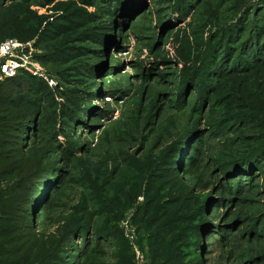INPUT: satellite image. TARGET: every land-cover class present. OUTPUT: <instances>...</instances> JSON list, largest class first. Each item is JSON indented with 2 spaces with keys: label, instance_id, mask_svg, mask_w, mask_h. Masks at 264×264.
<instances>
[{
  "label": "rangeland",
  "instance_id": "374dc122",
  "mask_svg": "<svg viewBox=\"0 0 264 264\" xmlns=\"http://www.w3.org/2000/svg\"><path fill=\"white\" fill-rule=\"evenodd\" d=\"M8 39L0 264H264V0H0Z\"/></svg>",
  "mask_w": 264,
  "mask_h": 264
},
{
  "label": "built area",
  "instance_id": "2783aa9c",
  "mask_svg": "<svg viewBox=\"0 0 264 264\" xmlns=\"http://www.w3.org/2000/svg\"><path fill=\"white\" fill-rule=\"evenodd\" d=\"M23 48L24 44L16 39H8L0 44V66L5 75H14L18 68L28 67L27 61L21 62L17 55ZM32 65L35 67L34 73H39L38 66Z\"/></svg>",
  "mask_w": 264,
  "mask_h": 264
},
{
  "label": "trees",
  "instance_id": "16d2710c",
  "mask_svg": "<svg viewBox=\"0 0 264 264\" xmlns=\"http://www.w3.org/2000/svg\"><path fill=\"white\" fill-rule=\"evenodd\" d=\"M102 33L100 31H94L93 34H91V37L94 41L97 42H103L104 38H102ZM83 38H85L84 36H82ZM105 42V41H104ZM81 53L83 52V50L81 48L78 49ZM87 77H89L90 79H95L96 77V70H92L91 68L89 69V71L87 72ZM33 89L35 90L36 94H46L48 93V85H46L44 82H42L40 79H38V77H33V84H32ZM82 91H75V96L74 97V102L75 103H79L81 99H83V95H82ZM65 115H69L68 111H65ZM71 116V115H69ZM96 251V250H95ZM61 261H63L61 259ZM64 264H67L65 261H63ZM55 264H63L61 263L59 260L58 262H55Z\"/></svg>",
  "mask_w": 264,
  "mask_h": 264
}]
</instances>
